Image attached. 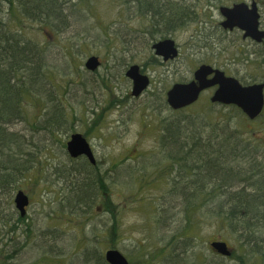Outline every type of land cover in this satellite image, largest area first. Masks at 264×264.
I'll return each mask as SVG.
<instances>
[{
  "label": "rangeland",
  "instance_id": "obj_1",
  "mask_svg": "<svg viewBox=\"0 0 264 264\" xmlns=\"http://www.w3.org/2000/svg\"><path fill=\"white\" fill-rule=\"evenodd\" d=\"M237 1L242 0H188L202 9V22L171 34L180 53L176 60L163 64L152 49L155 40L146 32L148 21L125 8L121 0L79 1L71 12L67 10L70 24L61 33L38 24L27 27V37L47 54L48 77H41L44 100L53 94L60 109L56 115L57 110L49 105L48 115L40 117L41 105L28 103L27 120L38 118L42 129L35 130L20 120L11 127L23 136L40 162L21 181V189L30 197L29 236L18 230L9 240L0 232V264H89L83 256L88 244L103 255L107 249L117 248L132 264H162L165 255L168 262L177 257L176 264L217 263L222 261L221 255L210 245L217 240L227 241L234 250V236L226 232L216 215L203 210L197 214L196 227L188 233L187 241L194 247L181 255L172 253L177 243L171 240L172 234L180 231L186 215L179 212L181 199L173 196L177 188L166 178H157L156 173L164 118L193 115L219 125L226 121L227 108L210 105V92L183 111L169 110L166 92L175 82L188 81L203 63L219 67L243 83L264 80V52L257 53L256 59L254 51L260 52V48L244 39L240 30L228 31L220 25L223 17L219 8ZM257 1L264 23V0ZM91 55L101 60L95 71L85 67ZM132 64H138L150 77L149 87L137 97L132 95V79L125 74ZM32 101L38 102L35 97ZM52 117H62V121L54 127L47 125L45 130V120ZM230 125L231 129L239 125L257 151L255 155L264 160V112L255 120L235 117ZM76 132L87 137L102 171L109 170L108 190L91 206L86 200L78 206L69 203L82 177L86 178L81 172L82 159L71 158L66 150V142ZM255 158L259 160L257 155ZM15 193H0V226L17 209ZM110 206L118 209L119 229L114 237L109 232L114 224V214L107 211ZM175 206L176 229L172 231L168 214L163 217L159 212ZM114 226L117 229L116 223ZM86 252V258L93 254L91 249ZM9 253L15 254L14 259L6 257Z\"/></svg>",
  "mask_w": 264,
  "mask_h": 264
},
{
  "label": "trees",
  "instance_id": "obj_2",
  "mask_svg": "<svg viewBox=\"0 0 264 264\" xmlns=\"http://www.w3.org/2000/svg\"><path fill=\"white\" fill-rule=\"evenodd\" d=\"M79 1L83 0H0L1 10L4 9L0 18V193L11 194L21 189L22 179L40 162L29 151L30 147L27 148L23 136L11 129L12 125L20 120L35 130L42 129L37 124L38 118L33 122L27 120L28 103L41 105L40 117L48 115L49 105L50 109L57 110L56 115L60 109L53 94H47L49 98L44 100L46 93L41 77H48L47 54L27 37V27L38 24L61 33L70 24L67 10L71 12ZM121 1L125 8L148 21L146 32L155 41L171 36L185 25L202 22L199 19L202 9L188 0ZM34 97L37 103L32 101ZM223 108L225 111L227 108L223 125L193 115H174L162 120L156 174L157 178H166L172 187L177 188L173 196L181 199L179 212L184 211L185 223L179 232L175 230L174 215L178 206L168 209L170 213L162 208L159 215L168 214L171 220L170 230H175L171 240L177 242L172 253L178 252L176 256L194 247L187 241L189 230L196 227L197 214L207 210L216 215L228 234L234 236L236 244L230 257L220 256L222 261L203 264H229V260H234L232 264H264V163L261 162L264 160L259 159L258 154L259 160H256L254 152L257 151L241 133L239 125L231 129L230 122L235 117L244 121L249 119L236 106ZM61 121L62 117H52L45 120L43 127L49 124L54 127ZM80 158L83 161L81 172L86 178L82 177L81 185L69 198V203L78 206L86 200L89 201L86 205L91 206L108 190L109 170L102 171L98 163L93 165L86 157ZM16 211L0 226V232L9 240L18 230L22 236H29L32 226L28 214L22 216ZM107 211L114 214V224L117 225V229L114 224L109 229L114 237L119 229L118 209L110 206ZM84 247L83 256L89 264H108L98 248L90 244ZM87 249L93 254L86 258ZM6 257L12 260L15 254L9 253ZM168 258L165 255L162 264L177 263V257H171L170 262Z\"/></svg>",
  "mask_w": 264,
  "mask_h": 264
},
{
  "label": "water",
  "instance_id": "obj_3",
  "mask_svg": "<svg viewBox=\"0 0 264 264\" xmlns=\"http://www.w3.org/2000/svg\"><path fill=\"white\" fill-rule=\"evenodd\" d=\"M220 12L225 17V20L221 23L225 29L239 28L244 32V37H251L258 42L264 39V31L259 28L260 13L255 1L251 5L243 1L232 6H222ZM153 48L155 53L162 56L165 61L178 56V48L172 38L156 42ZM99 65L100 60L97 56L89 57L85 63V66L91 71L96 70ZM211 74L214 75L209 78ZM126 75L133 81L132 93L135 96L140 95L149 85V78L147 75L140 73V67L137 64L130 66ZM215 85L218 88L211 97L212 102L236 105L250 119L256 118L262 112L264 107V83L243 85L237 78L227 76L223 70L214 68L209 64L200 65L194 72L192 81L174 84L167 92V102L173 109L186 107L197 101L203 90ZM67 150L72 157L85 155L91 163H96L93 150L81 133L77 132L71 135L70 140L67 142ZM15 203L20 214L25 215L29 197L23 190L17 192ZM211 246L223 255L229 256L231 254V250L225 241H214ZM105 258L110 264H130L125 255L116 248L108 249Z\"/></svg>",
  "mask_w": 264,
  "mask_h": 264
},
{
  "label": "flooded vegetation",
  "instance_id": "obj_4",
  "mask_svg": "<svg viewBox=\"0 0 264 264\" xmlns=\"http://www.w3.org/2000/svg\"><path fill=\"white\" fill-rule=\"evenodd\" d=\"M257 3H258V6L260 5L259 4V2L257 1ZM259 9H260V6H259ZM260 28L261 29H263L264 30V23L262 22V15H261V19H260ZM251 42H252V45L254 46V48H260L261 50H260V52H259V50L258 49H256L255 51H254V54L256 55V59L258 58V56H259V54L257 55V53H261V52H264V41L263 42H261V43H259V42H257V41H254V40H251ZM263 48V49H262ZM264 55V54H263ZM262 58V60L264 59V57H261ZM177 59V57L176 58H174V59H170L169 61L167 60V61H165V60H159V62L161 63V64H163V63H167V62H171V61H174V60H176ZM254 62L256 63V61L254 60ZM150 78V77H149ZM194 78V73H193V75L192 76H190V79L189 80H192ZM263 82H264V80H262ZM185 82V81H184ZM218 87L217 86H213V87H210L209 89H207V90H205V91H203L202 93H201V96H200V98L203 96V94L205 93V92H210L211 93V95H210V97L212 96V94L214 93V91L217 89ZM213 105H217V106H222V105H220V104H212V106Z\"/></svg>",
  "mask_w": 264,
  "mask_h": 264
}]
</instances>
